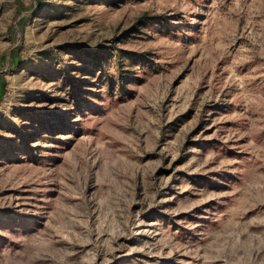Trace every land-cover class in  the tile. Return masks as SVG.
I'll use <instances>...</instances> for the list:
<instances>
[{"label":"rangeland","instance_id":"obj_1","mask_svg":"<svg viewBox=\"0 0 264 264\" xmlns=\"http://www.w3.org/2000/svg\"><path fill=\"white\" fill-rule=\"evenodd\" d=\"M0 264H264V0H0Z\"/></svg>","mask_w":264,"mask_h":264}]
</instances>
